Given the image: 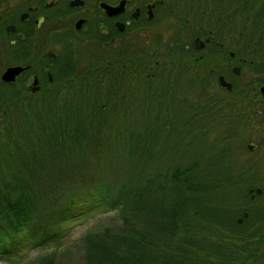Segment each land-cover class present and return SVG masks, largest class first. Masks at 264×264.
Returning a JSON list of instances; mask_svg holds the SVG:
<instances>
[{"label":"trees","instance_id":"1","mask_svg":"<svg viewBox=\"0 0 264 264\" xmlns=\"http://www.w3.org/2000/svg\"><path fill=\"white\" fill-rule=\"evenodd\" d=\"M209 5L198 24L213 28L158 33L115 63L112 78L94 70L41 95L0 82V244L49 239L63 208L88 198L108 204L110 224L27 264H264V0ZM222 10L243 31L237 65L260 78L238 85L212 47L203 57L186 49L187 32L226 43ZM116 147L139 176L96 168Z\"/></svg>","mask_w":264,"mask_h":264},{"label":"flooded vegetation","instance_id":"2","mask_svg":"<svg viewBox=\"0 0 264 264\" xmlns=\"http://www.w3.org/2000/svg\"><path fill=\"white\" fill-rule=\"evenodd\" d=\"M205 1L0 0V82L41 95L62 81L83 77L89 65L103 75L105 71L95 65L102 61L107 63V69L110 52L124 40L141 42L148 34L152 38L158 33L171 36L172 28H211L198 24L206 15V7H210V0L207 6ZM193 5L195 9L190 10ZM179 15L185 24H178ZM215 20L223 24L226 18L220 11ZM154 28L157 31L151 33ZM187 34L190 42L186 49L193 47L200 54L198 57H203L212 47L219 61L224 60L229 65L232 74L236 66L241 67L237 61H245L237 60L231 45L217 41L212 31L207 37L201 32ZM14 66H22L25 70L14 83L2 81L3 73ZM220 77L234 87L224 75L217 76L218 81Z\"/></svg>","mask_w":264,"mask_h":264},{"label":"rangeland","instance_id":"3","mask_svg":"<svg viewBox=\"0 0 264 264\" xmlns=\"http://www.w3.org/2000/svg\"><path fill=\"white\" fill-rule=\"evenodd\" d=\"M193 2H197V0H192ZM195 9V5L193 8ZM183 10V7H180V11ZM225 30L219 31L221 34L222 40L226 42L227 45H231L232 51L234 48L238 51L242 46V35H240L238 30ZM240 30V29H239ZM246 31V28H243ZM156 28H154L151 33L156 32ZM238 34V35H237ZM243 34V33H242ZM146 41V43L150 42L151 36H146L141 42ZM4 56H6L4 54ZM256 71L250 69L249 67L242 69L241 74L239 75L237 81L238 85L243 83L251 82L255 80V78H260V76L255 75ZM11 112L14 110V107L11 106ZM9 111V107H6ZM1 119L4 120L7 117V114H1ZM252 142L250 141L249 145H252V149L248 147L249 150L253 151L258 145L257 133H251ZM123 149L116 147L111 155L113 157H100L98 158L101 163L96 164V168L107 173L111 171H115L120 173L121 179H125L129 177L130 174L137 173L139 176L142 173V170L136 169L134 167V162L129 156L121 155ZM119 158H122L119 160ZM109 163V164H108ZM114 163L112 169L109 167ZM108 164V165H107ZM162 165L160 164H151L149 168L151 170H161ZM264 167V163L262 164V168ZM96 182V181H92ZM93 185L94 184H87ZM115 215L112 212L111 208H109L105 204L99 205V203H95L92 206L90 205L88 198H83L81 200H76L72 202L67 208H63L61 212V223L60 227L57 229L50 230L48 233L49 239L44 241L40 240L39 236H32L31 241L26 239L25 237L16 238L13 237L8 243L2 245L0 244V264H27L32 259H36L40 255H46L57 248L68 249L74 243L78 242L85 234L89 232L90 229L95 228L98 222L104 221L107 225L110 224V219ZM15 238V239H14ZM6 253V254H5ZM12 256L16 260L14 263L12 261Z\"/></svg>","mask_w":264,"mask_h":264},{"label":"bare ground","instance_id":"4","mask_svg":"<svg viewBox=\"0 0 264 264\" xmlns=\"http://www.w3.org/2000/svg\"><path fill=\"white\" fill-rule=\"evenodd\" d=\"M221 15L224 18L228 19L227 14L223 10L221 11ZM227 27L229 28L228 29L229 31L234 29V28H231V26L229 24H226L225 26H223V28H227ZM241 33H243L242 30H241ZM142 40H143V38H142ZM140 44H141V42L139 40H136V41L124 40L119 45H117V47L115 49H113L109 54V68H108V70L106 69V71L103 74L105 76V78H109V77L112 78V77H114V75H118L120 73V71H119V69L113 67L115 65V63H117L119 60H121L125 56L129 55L130 53L134 52V50L136 48H138L140 46ZM101 64L102 65L104 64L105 66H107V63H101ZM93 73H94V68L89 65L86 68V71L83 74V77H88V76L92 75ZM56 80L59 81V78H57ZM62 83H64V84H62V85L59 84L57 87L55 86L53 88L47 89L45 92L51 93V92H55L61 88H65L67 86L73 85L72 81L69 82L67 80H65L64 82L62 81ZM258 189H260V188H258Z\"/></svg>","mask_w":264,"mask_h":264},{"label":"water","instance_id":"5","mask_svg":"<svg viewBox=\"0 0 264 264\" xmlns=\"http://www.w3.org/2000/svg\"><path fill=\"white\" fill-rule=\"evenodd\" d=\"M110 10H115L114 8L111 7H107ZM198 42H202L200 39H197ZM202 44H204V42H202ZM25 68L22 66H14V67H10L8 68L2 75V81L7 82V83H14L17 79L18 76H20L23 72H24ZM242 69L240 67H235L234 68V74L236 75H240ZM219 83L224 86L227 87L228 89H232V84L229 83L224 77H220L219 78ZM261 93L264 96V86L261 87ZM252 145H249V149H252ZM251 192H253V190H251ZM257 194H261L262 190L261 189H257L256 190ZM248 216L247 213H244L242 215V217L239 218V221L242 222L243 218H246Z\"/></svg>","mask_w":264,"mask_h":264}]
</instances>
